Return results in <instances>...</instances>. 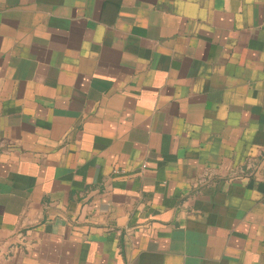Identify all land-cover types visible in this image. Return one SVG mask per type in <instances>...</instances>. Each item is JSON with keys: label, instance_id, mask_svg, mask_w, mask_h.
<instances>
[{"label": "crops", "instance_id": "0c3cea01", "mask_svg": "<svg viewBox=\"0 0 264 264\" xmlns=\"http://www.w3.org/2000/svg\"><path fill=\"white\" fill-rule=\"evenodd\" d=\"M0 264H264V0H0Z\"/></svg>", "mask_w": 264, "mask_h": 264}]
</instances>
